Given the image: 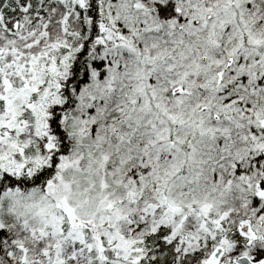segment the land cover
Masks as SVG:
<instances>
[{
	"label": "snow or ice",
	"instance_id": "6c2138e0",
	"mask_svg": "<svg viewBox=\"0 0 264 264\" xmlns=\"http://www.w3.org/2000/svg\"><path fill=\"white\" fill-rule=\"evenodd\" d=\"M0 264H264V0H0Z\"/></svg>",
	"mask_w": 264,
	"mask_h": 264
}]
</instances>
